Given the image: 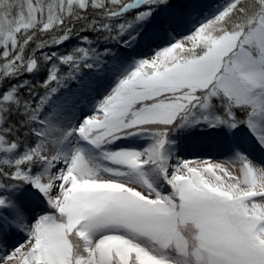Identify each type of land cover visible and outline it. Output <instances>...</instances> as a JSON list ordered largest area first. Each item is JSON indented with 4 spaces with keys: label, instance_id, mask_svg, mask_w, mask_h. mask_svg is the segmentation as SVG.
<instances>
[{
    "label": "snow or ice",
    "instance_id": "6c2138e0",
    "mask_svg": "<svg viewBox=\"0 0 264 264\" xmlns=\"http://www.w3.org/2000/svg\"><path fill=\"white\" fill-rule=\"evenodd\" d=\"M0 264H264V0H0Z\"/></svg>",
    "mask_w": 264,
    "mask_h": 264
},
{
    "label": "rangeland",
    "instance_id": "374dc122",
    "mask_svg": "<svg viewBox=\"0 0 264 264\" xmlns=\"http://www.w3.org/2000/svg\"><path fill=\"white\" fill-rule=\"evenodd\" d=\"M224 0H211V2L205 6V9H209L212 5L215 7L219 4H223ZM95 96V92L92 93ZM183 154L187 158L196 157V156H205L211 155L216 162H224L225 167H232L230 163L226 162V157L223 156V149L212 146L199 138L192 137L187 139L183 144ZM261 157L257 154V160L259 161ZM19 237L14 238L10 241V244L19 242Z\"/></svg>",
    "mask_w": 264,
    "mask_h": 264
},
{
    "label": "trees",
    "instance_id": "16d2710c",
    "mask_svg": "<svg viewBox=\"0 0 264 264\" xmlns=\"http://www.w3.org/2000/svg\"><path fill=\"white\" fill-rule=\"evenodd\" d=\"M210 2L211 0H203V7L207 6Z\"/></svg>",
    "mask_w": 264,
    "mask_h": 264
}]
</instances>
